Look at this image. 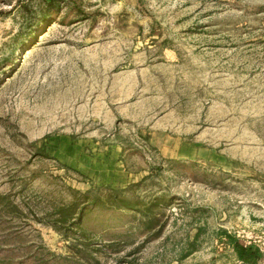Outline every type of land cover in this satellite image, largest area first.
<instances>
[{
    "label": "rangeland",
    "instance_id": "obj_1",
    "mask_svg": "<svg viewBox=\"0 0 264 264\" xmlns=\"http://www.w3.org/2000/svg\"><path fill=\"white\" fill-rule=\"evenodd\" d=\"M224 231L264 264V0H0V264H243Z\"/></svg>",
    "mask_w": 264,
    "mask_h": 264
},
{
    "label": "trees",
    "instance_id": "obj_2",
    "mask_svg": "<svg viewBox=\"0 0 264 264\" xmlns=\"http://www.w3.org/2000/svg\"><path fill=\"white\" fill-rule=\"evenodd\" d=\"M46 7L48 10H46L45 17L41 18L39 17V23L38 24H44L50 19V14L52 10L56 8V5L54 2H45ZM38 17V16H37ZM38 18V19H39ZM116 195L114 197V201H107V205H110L112 208H115L116 210L123 211V212H129V213H137L141 216V220L139 223V229L141 230V233H150L153 230H155L159 225L158 222L160 220L157 217V211L161 208V202L157 200L154 201L151 204H144L140 202H134L130 201L128 199H125L122 195L126 193V191L122 192H115ZM117 197V198H116ZM162 200V199H161ZM106 205V204H105ZM83 211L78 212V206L72 205L69 208L62 210L59 215L61 218L60 223L61 224H68L70 223L71 228H68L67 231H72L73 228H76L80 230V233H82V227L81 223L83 220ZM164 226H161L159 228V231L155 234V237L159 236L162 232ZM77 232V231H75ZM84 233V232H83ZM222 235H224L225 238L228 239V244L232 247L234 250L238 260L242 262L243 264H259L261 260L263 259V255L261 251L254 245H246L242 243L240 239H238L235 235L229 234L228 232H223ZM69 241V240H68ZM83 245V244H81ZM78 245H70V250H75ZM108 248H110L111 253H118V249H115V243H110L108 245ZM140 251V248L133 251V254L135 255L136 252ZM83 252V251H82ZM129 257V256H128ZM82 264H85L82 262Z\"/></svg>",
    "mask_w": 264,
    "mask_h": 264
}]
</instances>
